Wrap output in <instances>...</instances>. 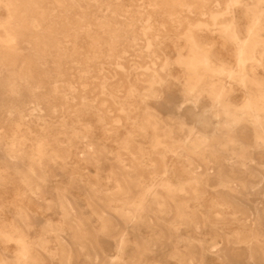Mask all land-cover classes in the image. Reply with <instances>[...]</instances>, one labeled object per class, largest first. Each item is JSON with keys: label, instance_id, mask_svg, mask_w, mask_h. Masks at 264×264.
Returning a JSON list of instances; mask_svg holds the SVG:
<instances>
[{"label": "rangeland", "instance_id": "374dc122", "mask_svg": "<svg viewBox=\"0 0 264 264\" xmlns=\"http://www.w3.org/2000/svg\"><path fill=\"white\" fill-rule=\"evenodd\" d=\"M0 264H264V0H0Z\"/></svg>", "mask_w": 264, "mask_h": 264}, {"label": "bare ground", "instance_id": "6f19581e", "mask_svg": "<svg viewBox=\"0 0 264 264\" xmlns=\"http://www.w3.org/2000/svg\"><path fill=\"white\" fill-rule=\"evenodd\" d=\"M221 2V1H220ZM214 12V11H213Z\"/></svg>", "mask_w": 264, "mask_h": 264}]
</instances>
